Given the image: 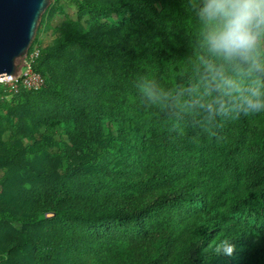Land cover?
Listing matches in <instances>:
<instances>
[{
    "label": "trees",
    "instance_id": "trees-1",
    "mask_svg": "<svg viewBox=\"0 0 264 264\" xmlns=\"http://www.w3.org/2000/svg\"><path fill=\"white\" fill-rule=\"evenodd\" d=\"M196 28L187 0H53L43 86L0 91V264H264V114L141 92L193 80Z\"/></svg>",
    "mask_w": 264,
    "mask_h": 264
},
{
    "label": "clouds",
    "instance_id": "clouds-1",
    "mask_svg": "<svg viewBox=\"0 0 264 264\" xmlns=\"http://www.w3.org/2000/svg\"><path fill=\"white\" fill-rule=\"evenodd\" d=\"M187 8L197 26L194 78L177 94L142 86L149 106L198 110L213 123L264 114V0H187ZM234 252L227 238L214 248Z\"/></svg>",
    "mask_w": 264,
    "mask_h": 264
},
{
    "label": "water",
    "instance_id": "water-1",
    "mask_svg": "<svg viewBox=\"0 0 264 264\" xmlns=\"http://www.w3.org/2000/svg\"><path fill=\"white\" fill-rule=\"evenodd\" d=\"M52 1L0 0V77L18 76L40 20Z\"/></svg>",
    "mask_w": 264,
    "mask_h": 264
},
{
    "label": "built area",
    "instance_id": "built-area-1",
    "mask_svg": "<svg viewBox=\"0 0 264 264\" xmlns=\"http://www.w3.org/2000/svg\"><path fill=\"white\" fill-rule=\"evenodd\" d=\"M39 55V47L34 46L32 50L29 49L24 57L22 67L18 76L11 79V76L0 77V91L6 90L10 94H15L21 89L27 91H37L43 84L44 79L37 73L33 72L32 65ZM3 96H0V100Z\"/></svg>",
    "mask_w": 264,
    "mask_h": 264
},
{
    "label": "rangeland",
    "instance_id": "rangeland-1",
    "mask_svg": "<svg viewBox=\"0 0 264 264\" xmlns=\"http://www.w3.org/2000/svg\"><path fill=\"white\" fill-rule=\"evenodd\" d=\"M52 2H53V1H52ZM65 11H66V13H67L70 17H74V12H75L74 7H66ZM55 21H56V22H59L60 19H57V18L55 17ZM50 39H51V36H47V37H45V38L42 37V38H40V40H39L40 44H38V45H40V47H42V46H44V45L48 42V40H50Z\"/></svg>",
    "mask_w": 264,
    "mask_h": 264
}]
</instances>
